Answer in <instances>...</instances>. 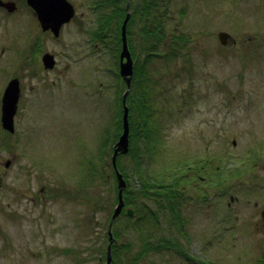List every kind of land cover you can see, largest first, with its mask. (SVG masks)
I'll list each match as a JSON object with an SVG mask.
<instances>
[{"label":"rangeland","instance_id":"rangeland-1","mask_svg":"<svg viewBox=\"0 0 264 264\" xmlns=\"http://www.w3.org/2000/svg\"><path fill=\"white\" fill-rule=\"evenodd\" d=\"M70 1L79 13L93 0ZM165 7L167 36L177 26L188 42L174 58L162 57V51L150 59L149 75L157 81L152 83V124L166 149L157 146L153 156L143 154L145 167L157 172L180 165L182 153L201 161L220 152V167L228 173L221 177L225 198L220 205L227 212L214 208L219 197L211 188L202 192L210 203H204L199 235L193 231L202 238L193 250L201 251L205 264H264V227L244 219L253 200L230 208L225 202L228 193L245 188L264 192V0H160V8ZM181 8L185 14L178 16ZM91 13L83 16L85 22L92 20L85 26L93 25ZM29 22L21 11L9 18L0 10V95L12 76L21 87L14 132L0 127V264H105L101 248L116 203V182L111 175L107 184L84 187L80 174L112 123L116 85L123 86L115 74L117 56L95 49L73 21L61 28L57 40L44 36V49L54 52L55 67L68 63L65 71H45L35 63L26 71ZM217 29L228 31L236 44L220 45ZM120 164L136 190L132 158L123 155ZM104 168L110 171L109 158ZM121 215L116 227L126 221ZM160 220L158 235L173 234ZM136 234L128 230L121 239L132 253L140 244ZM156 251L137 264H190L172 249Z\"/></svg>","mask_w":264,"mask_h":264},{"label":"trees","instance_id":"trees-1","mask_svg":"<svg viewBox=\"0 0 264 264\" xmlns=\"http://www.w3.org/2000/svg\"><path fill=\"white\" fill-rule=\"evenodd\" d=\"M126 1L93 0L90 2V7L87 8L89 14L92 11L91 14L94 17L91 30L94 48L99 47L95 46V43H100V45L104 43L103 46H100V50L107 49L111 52L112 56H117V58L121 48V26L125 17ZM166 9V7L164 10L160 8V0H129L130 17L126 24V39L136 64L130 91L126 97L129 123V149L127 153L117 155L116 166L126 182L122 193L124 206L131 208L132 215L130 216L126 212H123L122 214L126 221L121 226L116 227V223L122 215L115 219L117 221H114L115 224L111 229L113 241L111 244L110 264H122V261H125L126 264H137L148 253L157 252L156 250L162 247L172 249L179 254L183 253V248L178 241L168 236H166L168 238L162 237L157 233L161 228L160 213L165 212V205L168 203V194L165 188L177 189L181 186V175L179 174L182 167L178 165L174 169L165 168V170L151 172L149 168L145 167L143 161V154L149 153L153 156L157 146H161L162 149L164 148V143L158 142L156 130L152 124V118H154V113L151 109L154 103L153 84L157 81H152L149 75L150 59L162 51H165L162 57H167L168 54L171 55L173 50L183 49L188 42L183 32L172 30L167 36V31L165 30L166 24L162 19V15H167L168 10L166 11ZM162 40L165 41V44ZM159 47L161 48L159 49ZM162 48H165V50H161ZM116 87V97L113 100L112 123L104 131L102 140L98 144L97 152L87 158L80 174V178H82L81 183L84 187H87L89 182L93 186L101 183L107 184L111 175L113 182H116L111 165L109 164L110 171H106L104 168V162L109 158V153L112 152V144L122 129V104L120 96L123 90L121 85ZM123 155H129L133 160V170L139 181V186L136 190H134V187H130L128 173L120 164V159ZM220 170L223 177L228 175L223 173L221 167ZM170 171H173V175L171 176ZM89 176H91L90 179L88 178ZM179 194V191H175V196ZM142 200H150L151 206H148ZM116 201L117 197L115 196ZM150 207L153 208L151 211L149 210ZM137 213L139 216L134 220ZM106 226L108 227V225ZM176 229L179 232L182 231L180 223H178ZM128 230H132L134 233L137 231L136 235L140 243L138 250L133 253L129 243L121 240L122 237L124 238L127 235ZM153 230L154 233L152 232ZM104 238L105 245H107V230ZM154 240H157V244L153 243ZM101 250L103 251L101 258H106V246L101 248ZM100 263L99 260L98 264Z\"/></svg>","mask_w":264,"mask_h":264},{"label":"flooded vegetation","instance_id":"flooded-vegetation-1","mask_svg":"<svg viewBox=\"0 0 264 264\" xmlns=\"http://www.w3.org/2000/svg\"><path fill=\"white\" fill-rule=\"evenodd\" d=\"M5 2H13L15 7L14 11L8 12L7 6L4 4ZM0 10L1 12H5L7 14V17L9 18L13 14L21 11L28 17V21H30L28 23L29 26L26 32L25 60L24 62H22L23 67L26 69V71H29L31 65H33L34 63L45 71L52 69H55V71L59 73L65 71L64 68L69 66L68 63L64 65V68L55 67L57 62L51 69H46L43 67V64L41 62V57L42 54L45 51H47L46 49H44V36L47 33L52 36V32L49 29H45V30L41 29L34 11L26 3V0H0ZM170 12H171V16L173 17L174 10H170ZM178 12L181 13L180 16L185 14L183 8H181L180 11L179 10L176 11V14ZM88 14H89L88 10H85V12H80L79 17L75 18L74 16L69 22L74 21V24L78 26L77 29L80 32L85 33L88 40L90 39L92 40L91 38L92 25L91 27H89L88 25L85 26L86 22L91 23L92 20L89 17L88 20L85 22L83 17V16H87ZM167 14L170 15L169 10L167 11ZM69 22L65 24H68ZM65 24H63L61 28ZM61 28L59 31V35L61 32ZM218 30L219 29L215 30L214 33H216ZM7 35H8L7 44L10 45L9 41L11 38L9 34ZM59 35L53 38L57 40L59 38ZM227 39L229 40L228 41L229 46L236 44L237 40L234 37L228 36ZM214 44L216 45V48H218L219 46L218 43H214ZM95 46L100 47V43H95ZM71 79L67 81L68 85L70 84ZM99 84L101 87L102 82H100ZM99 92L100 94H102L101 89L99 90ZM232 142L234 143V141ZM221 157L222 155L220 154V152L214 150L213 155L210 159H205V163H201L197 166L195 163L190 162L188 157L183 154V160L186 161V165L179 174L181 175V186L177 189L165 188V191H167L168 194L167 197L168 203L167 205H165L166 206L165 212L162 214L160 213V216L165 220V222L168 223V224L166 223L167 225L175 227L174 230L175 234L173 233V237L177 241L183 244V253L181 254V256L184 260L189 261L190 264H205V260H203V258L200 256L201 251L199 249L193 250L192 247L195 241L199 243L202 241V238L200 236L195 238V235L193 234V231H197V236L199 235V221L204 212V203L206 202L207 198L210 197L207 196L205 199L204 193L202 192L206 191L208 188H211L213 191V195L214 196L217 195L219 197V205L218 207H214V208L222 209L220 203L221 200H224L225 197L222 198L223 194L221 191V185L223 183L221 179V173L219 171ZM217 160L218 162H216ZM211 165H213L214 169L212 171V177H209L208 176L209 169H207V166H211ZM171 175H173V172H170V176ZM191 182L194 186L190 187L189 184H191ZM252 189H256V187L254 186V188L249 189L250 192L245 188L239 192L228 193V199L225 202L226 205L230 208L232 203L241 202L247 204L249 201L253 200L251 202L253 207H250L246 215L248 218L245 217L244 219L247 222L252 220L254 225L256 226H264V222L262 219V210L264 209V192L255 193L256 190L252 191ZM175 191H179L180 194L178 196H175ZM253 193L255 194V197L251 198ZM209 203L210 201L207 202L208 205ZM226 212L227 210L225 209L224 213ZM233 213H235V215H231V218L233 216L234 217L233 220L235 221L239 220L240 219L239 215L236 216L237 210L234 209ZM178 223H180L182 227L181 232H179L176 229Z\"/></svg>","mask_w":264,"mask_h":264},{"label":"water","instance_id":"water-1","mask_svg":"<svg viewBox=\"0 0 264 264\" xmlns=\"http://www.w3.org/2000/svg\"><path fill=\"white\" fill-rule=\"evenodd\" d=\"M27 4L32 7L34 13L41 25L42 29H50L54 36L58 35L60 26L69 21L74 14V8L71 2L68 0H26ZM8 11L14 9L13 2H5ZM129 18L128 12V2L126 4V14L121 26V38L122 46L119 54V73L123 77L126 83L125 92L122 95V105H123V114H122V131L118 136V139L113 145V150L110 158L112 168L116 175L117 180V203L112 211V214L109 219V229H108V243L106 246V260L105 264H110L111 253L110 246L113 240L112 233L110 231L111 225L115 217L120 213L123 207V188L125 187V180L122 177V174L118 171L116 166V157L118 153H126L129 146V124H128V108L125 104V98L129 89L130 80L133 73V62L131 54L127 47L125 26ZM228 33L226 31L218 32V38L222 44L226 43V38ZM42 62L44 67L51 68L55 63V59L52 53L45 52L42 55ZM20 95V85L17 77H13L8 80L5 85L1 97H0V124L4 130H7L10 133L14 132V115L18 106V99ZM10 163L9 159L4 161V166L7 167ZM130 214L131 211L128 210ZM262 219L264 222V209L262 210Z\"/></svg>","mask_w":264,"mask_h":264}]
</instances>
